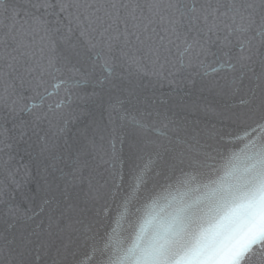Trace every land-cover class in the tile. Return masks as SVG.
I'll return each mask as SVG.
<instances>
[{"label":"snow or ice","instance_id":"snow-or-ice-1","mask_svg":"<svg viewBox=\"0 0 264 264\" xmlns=\"http://www.w3.org/2000/svg\"><path fill=\"white\" fill-rule=\"evenodd\" d=\"M0 264H264V0H0Z\"/></svg>","mask_w":264,"mask_h":264},{"label":"water","instance_id":"water-1","mask_svg":"<svg viewBox=\"0 0 264 264\" xmlns=\"http://www.w3.org/2000/svg\"><path fill=\"white\" fill-rule=\"evenodd\" d=\"M166 90V89H165ZM240 147H243V144H239L235 147V150L238 151Z\"/></svg>","mask_w":264,"mask_h":264}]
</instances>
